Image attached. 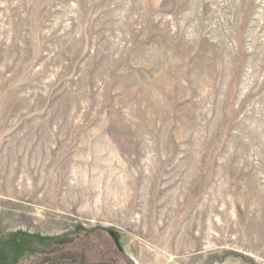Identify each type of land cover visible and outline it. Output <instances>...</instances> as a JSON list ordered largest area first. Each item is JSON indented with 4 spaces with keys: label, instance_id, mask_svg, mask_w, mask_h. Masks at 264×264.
<instances>
[{
    "label": "rangeland",
    "instance_id": "obj_1",
    "mask_svg": "<svg viewBox=\"0 0 264 264\" xmlns=\"http://www.w3.org/2000/svg\"><path fill=\"white\" fill-rule=\"evenodd\" d=\"M0 264H264V0H0Z\"/></svg>",
    "mask_w": 264,
    "mask_h": 264
}]
</instances>
